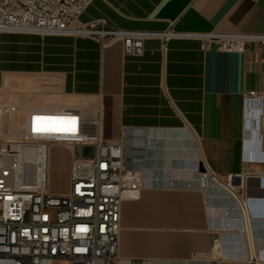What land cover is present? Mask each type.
<instances>
[{"label":"crops","instance_id":"1","mask_svg":"<svg viewBox=\"0 0 264 264\" xmlns=\"http://www.w3.org/2000/svg\"><path fill=\"white\" fill-rule=\"evenodd\" d=\"M78 22L256 35L264 0H92ZM0 76L21 94L1 105L98 109L101 138L121 142L125 165L140 171L138 196L120 205L117 264H264V43L239 52L203 49L196 37L151 36L141 53L127 55L120 41L0 32ZM249 91L260 98L245 105ZM199 166L219 183L202 182ZM228 177L232 191L247 196L246 224Z\"/></svg>","mask_w":264,"mask_h":264},{"label":"built area","instance_id":"2","mask_svg":"<svg viewBox=\"0 0 264 264\" xmlns=\"http://www.w3.org/2000/svg\"><path fill=\"white\" fill-rule=\"evenodd\" d=\"M91 1L0 0V32L86 35L98 38L102 45L120 41L127 55L141 53L144 39L151 36L164 40L169 36L196 37L203 49L215 43L220 50L239 52L251 42L264 43V30L256 35L181 34L80 24L78 17ZM259 98L256 91H249L245 105ZM37 117L74 120L75 131L37 132ZM55 145L70 152L69 187L61 193H52L47 187V153ZM74 145L90 146L93 153L75 156ZM200 176L202 182L210 178L219 183L213 173L203 171ZM141 186L140 171L124 163L122 143L101 138L98 109L0 106V264L119 262L121 201L137 197ZM226 187L246 224L247 196L232 191L231 177ZM246 243L251 251V236L246 237ZM215 246L218 248L219 238L212 240V249Z\"/></svg>","mask_w":264,"mask_h":264},{"label":"rangeland","instance_id":"3","mask_svg":"<svg viewBox=\"0 0 264 264\" xmlns=\"http://www.w3.org/2000/svg\"><path fill=\"white\" fill-rule=\"evenodd\" d=\"M20 98V88L17 84L9 88L6 79L4 82L0 83V105L3 103L18 102ZM74 154L75 156H82L84 155V151L79 149L74 152ZM69 163V150L61 147H53L49 149L47 153V187L50 192L61 193L66 190L68 183L67 179L69 178Z\"/></svg>","mask_w":264,"mask_h":264},{"label":"snow or ice","instance_id":"4","mask_svg":"<svg viewBox=\"0 0 264 264\" xmlns=\"http://www.w3.org/2000/svg\"><path fill=\"white\" fill-rule=\"evenodd\" d=\"M37 126L34 128L37 132H74L75 121L66 120L61 117H37ZM43 123L46 126L41 127Z\"/></svg>","mask_w":264,"mask_h":264},{"label":"water","instance_id":"5","mask_svg":"<svg viewBox=\"0 0 264 264\" xmlns=\"http://www.w3.org/2000/svg\"><path fill=\"white\" fill-rule=\"evenodd\" d=\"M198 170H199L200 172H203V171H204L203 167H201V166L198 167Z\"/></svg>","mask_w":264,"mask_h":264},{"label":"bare ground","instance_id":"6","mask_svg":"<svg viewBox=\"0 0 264 264\" xmlns=\"http://www.w3.org/2000/svg\"><path fill=\"white\" fill-rule=\"evenodd\" d=\"M217 250L216 246L213 248V251Z\"/></svg>","mask_w":264,"mask_h":264}]
</instances>
